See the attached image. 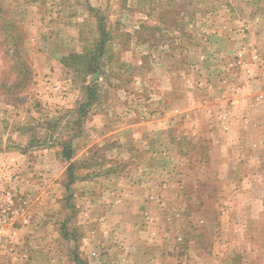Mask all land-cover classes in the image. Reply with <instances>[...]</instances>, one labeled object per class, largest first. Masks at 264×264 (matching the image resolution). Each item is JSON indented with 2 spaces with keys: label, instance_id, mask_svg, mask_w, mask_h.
Returning <instances> with one entry per match:
<instances>
[{
  "label": "rangeland",
  "instance_id": "374dc122",
  "mask_svg": "<svg viewBox=\"0 0 264 264\" xmlns=\"http://www.w3.org/2000/svg\"><path fill=\"white\" fill-rule=\"evenodd\" d=\"M0 205V264H264V0H0Z\"/></svg>",
  "mask_w": 264,
  "mask_h": 264
},
{
  "label": "built area",
  "instance_id": "2783aa9c",
  "mask_svg": "<svg viewBox=\"0 0 264 264\" xmlns=\"http://www.w3.org/2000/svg\"><path fill=\"white\" fill-rule=\"evenodd\" d=\"M5 205V204H4ZM0 205V261L5 245L10 243L11 231L10 227L13 223V211L8 206ZM8 246L6 247L7 251ZM4 254V253H3Z\"/></svg>",
  "mask_w": 264,
  "mask_h": 264
}]
</instances>
